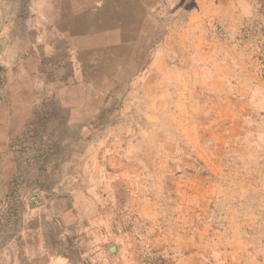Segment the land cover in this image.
I'll return each instance as SVG.
<instances>
[{"label":"rangeland","instance_id":"obj_1","mask_svg":"<svg viewBox=\"0 0 264 264\" xmlns=\"http://www.w3.org/2000/svg\"><path fill=\"white\" fill-rule=\"evenodd\" d=\"M190 2L0 0L5 222L71 210L67 242L105 264H264V159L139 145L130 86ZM67 24L84 31L78 52ZM240 34L264 81V0ZM65 85L78 97H57Z\"/></svg>","mask_w":264,"mask_h":264},{"label":"crops","instance_id":"obj_2","mask_svg":"<svg viewBox=\"0 0 264 264\" xmlns=\"http://www.w3.org/2000/svg\"><path fill=\"white\" fill-rule=\"evenodd\" d=\"M260 5L261 0H191L183 23L150 47L156 57L127 95L139 115L141 149L185 150L211 165L264 159V81L255 72L256 52L239 40L241 27ZM115 20L113 15L108 22ZM215 24L222 28L220 36ZM113 25L101 27L100 36L116 32ZM66 28L69 47L78 52L84 31ZM57 97L78 95L69 96L65 85ZM8 160L0 158L1 183ZM47 209L29 208L22 221L5 222L0 202V264H105L67 242L75 218L71 210L58 215Z\"/></svg>","mask_w":264,"mask_h":264}]
</instances>
